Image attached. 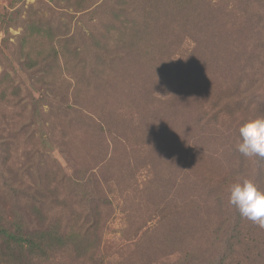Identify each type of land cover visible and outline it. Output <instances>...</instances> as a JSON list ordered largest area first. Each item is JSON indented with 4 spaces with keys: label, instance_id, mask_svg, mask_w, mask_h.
<instances>
[{
    "label": "rangeland",
    "instance_id": "rangeland-1",
    "mask_svg": "<svg viewBox=\"0 0 264 264\" xmlns=\"http://www.w3.org/2000/svg\"><path fill=\"white\" fill-rule=\"evenodd\" d=\"M257 102L264 0H0V264H264L229 203L264 190L236 149Z\"/></svg>",
    "mask_w": 264,
    "mask_h": 264
},
{
    "label": "clouds",
    "instance_id": "clouds-1",
    "mask_svg": "<svg viewBox=\"0 0 264 264\" xmlns=\"http://www.w3.org/2000/svg\"><path fill=\"white\" fill-rule=\"evenodd\" d=\"M238 132L237 151L244 157L264 158V116L245 121ZM229 203L242 218L264 227V190L253 181L244 179L231 184Z\"/></svg>",
    "mask_w": 264,
    "mask_h": 264
},
{
    "label": "trees",
    "instance_id": "trees-1",
    "mask_svg": "<svg viewBox=\"0 0 264 264\" xmlns=\"http://www.w3.org/2000/svg\"><path fill=\"white\" fill-rule=\"evenodd\" d=\"M123 15H122V18H123V21H125L124 19H127L128 21H129V18L132 16V15H128L129 16V18H127L128 16L126 15V14H124V12L122 13ZM127 16V17H126ZM113 22H115L116 23V21L115 20H113ZM136 23L137 21L136 20H131L130 19V22L129 23ZM91 32V34L90 35H93V32L92 31H90ZM79 34H81L80 36H84V37H86L87 38V36L86 35H84L85 33L83 32V30H82V28L81 27H79ZM95 34V33H94ZM94 37L95 36H93V38L91 39V38H87V40H89V41H93V39H94ZM93 43V42H92ZM94 44V46H95V48H97L98 49V51L95 49V57H103L104 56V53L103 52H105V49L107 48V45L105 44V42H102L101 43V45L99 46V44H96V43H93ZM97 58V59H98ZM96 59V60H97ZM93 62H94V64H95V67H96V61L94 60V56H93ZM190 62V61H189ZM188 62V63H189ZM98 68V67H97ZM96 68V69H97ZM239 90V87H235V89H233L232 90V92H237ZM236 94V93H235ZM232 97H234V96H232ZM235 99H236V97H234ZM233 103H232V105H228L227 106V115H228V117H230V118H233V117H235V115L236 114H238V113H240L239 115H241V114H243V111L244 110H237V109H239V108H237V105H236V101L233 99V101H232ZM250 105H252V104H248V103H246V106L247 107H249ZM260 105H262V106H264V104H260V103H258L257 102V107H259ZM78 104L76 103V102H74L73 100H72V102L70 103V104H66V105H63L62 107H61V109H62V112L63 113H71V112H75V111H77V109H78ZM207 110V109H206ZM208 114H204V116H203V118L205 117V116H207ZM81 120H83L84 121V117L83 118H81ZM86 120H90V119H86ZM91 121V120H90ZM6 138H8V137H6ZM5 137H4V135L3 134H0V139H1V147L0 148H2V152L0 153V172L1 171H3V169H4V167H5V157L7 156V152H8V148L7 147H9V140H7ZM3 156V157H2ZM2 158V159H1ZM27 189L28 190H30L31 191V188H28L27 187ZM32 192L34 193V195H36V194H39L40 192H42V189H40V192L39 191H36V190H32ZM32 198H34V196L32 195ZM34 199H36V198H34ZM37 201L36 202H38L39 204H40V208L42 207V201L41 200H38V199H36ZM88 216H89V214H88ZM91 224H92V222H90V223H88V227H90L91 226ZM85 225V224H84ZM36 228L37 229H39L37 226H36ZM35 228V229H36ZM29 232L28 231H26L25 233H22V235H28L29 236ZM29 243H28V247H30V251H28L29 252V255H28V257L29 258H31L33 261H34V259H36V257L37 258H39V255H37L38 254V250H41L39 247L37 248V247H35V239H33L32 238V236H29ZM41 258V257H40Z\"/></svg>",
    "mask_w": 264,
    "mask_h": 264
}]
</instances>
